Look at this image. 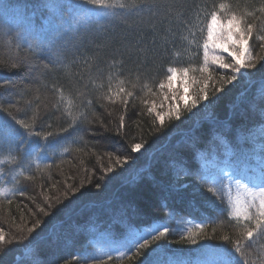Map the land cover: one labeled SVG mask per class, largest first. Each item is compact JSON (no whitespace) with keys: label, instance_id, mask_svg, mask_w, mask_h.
<instances>
[{"label":"trees","instance_id":"trees-1","mask_svg":"<svg viewBox=\"0 0 264 264\" xmlns=\"http://www.w3.org/2000/svg\"><path fill=\"white\" fill-rule=\"evenodd\" d=\"M221 3L252 25L231 81L200 70ZM169 68L187 69L170 87ZM2 122L0 264H141L157 244L176 264H264L243 178L264 157V0H0ZM165 226L139 252L113 243Z\"/></svg>","mask_w":264,"mask_h":264},{"label":"snow or ice","instance_id":"snow-or-ice-1","mask_svg":"<svg viewBox=\"0 0 264 264\" xmlns=\"http://www.w3.org/2000/svg\"><path fill=\"white\" fill-rule=\"evenodd\" d=\"M82 2L95 4L97 3V0H82ZM227 8L228 6L226 4L221 3L218 9L214 6L213 10L210 12V21L207 25V38L203 43L205 66L200 70L202 72H207L209 59H211V63L218 65L220 69H231L233 74L227 77V79L231 81L237 79L238 75H243L241 69L253 66L251 63L245 62L248 51L247 46L252 34V25L244 23L242 19L238 18L236 15L230 16L226 21L222 20L218 15V12ZM210 48L218 51L220 55H213L209 58ZM221 55L229 57L232 63H225V61L221 59ZM186 71L187 69L183 72H178L175 68H169L168 72L170 74L168 75V86H171L174 78L178 75L183 76ZM160 87L164 88L165 85L161 84ZM129 95L131 94L129 93ZM203 98L207 99V96L205 95ZM182 99V97H173V102L176 105H179L182 102ZM189 103L195 105L196 99L190 100ZM4 111H6V109ZM171 112L172 109L170 108L169 114H171ZM8 115L11 116V113H8ZM175 116L176 119H180L179 111H175ZM157 119L163 123L164 117L160 113H157ZM0 127L11 128V125L2 122L0 123ZM141 146L140 143H137L133 146L132 150L136 151L137 149H140ZM243 178L260 189L258 193L252 194L253 203H250L248 207H254V201L258 198L260 201L258 208L259 217L264 218V157L259 158L254 167L246 170ZM243 214L248 218L247 211ZM262 224H264V220L257 219L256 226L259 228ZM168 232L169 229L165 226L163 227V230L156 228L149 234L137 236L136 238L124 241H113V243H120L122 246H129L130 250L135 248V250L139 252L146 249L149 244L159 241L161 237H164ZM252 235L253 233L249 231L248 237L251 238ZM149 236L151 239H149ZM3 240V233L0 232V241ZM236 251L238 252L239 248H237ZM142 255L143 259L141 260V264H176L173 250L166 248L163 244H157L155 247L151 248L150 251L143 252ZM205 255L213 257L212 259H207L205 264H233V259L232 257L230 258V254L226 250L206 252ZM91 259L92 258L89 257H83L79 261V264H90Z\"/></svg>","mask_w":264,"mask_h":264},{"label":"rangeland","instance_id":"rangeland-1","mask_svg":"<svg viewBox=\"0 0 264 264\" xmlns=\"http://www.w3.org/2000/svg\"><path fill=\"white\" fill-rule=\"evenodd\" d=\"M185 101H187V98H184ZM5 194V190H3L2 188H0V195Z\"/></svg>","mask_w":264,"mask_h":264}]
</instances>
